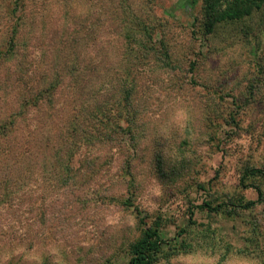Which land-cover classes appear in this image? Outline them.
I'll return each instance as SVG.
<instances>
[{"label":"rangeland","instance_id":"rangeland-1","mask_svg":"<svg viewBox=\"0 0 264 264\" xmlns=\"http://www.w3.org/2000/svg\"><path fill=\"white\" fill-rule=\"evenodd\" d=\"M14 4L0 0V54L7 55V38L17 30L22 65L16 69V58L0 60V121L15 111L21 93H34L40 80L52 79L58 69L53 66L56 46L86 17L98 26L92 39L104 60L101 74L112 69L123 74L129 65L121 49L124 20L154 28L149 32L158 59L150 53L152 70L137 74L149 90L141 97L143 112L134 133L116 131L121 144L90 149L75 164L97 159L99 170L90 179L78 176L65 187L51 178L44 147L53 142L42 146V135L52 137L61 129L64 135L82 100L104 97L110 86L101 87L100 77L86 84L95 93L82 94L78 103L65 93L64 106L57 103L53 117L31 109L9 126L8 139L0 137V264H128L129 245L140 229L133 208L122 204L127 198L149 221L162 219L166 239L187 229V239L199 245L195 253L157 264H264V201L234 218L196 209L206 200L258 198L239 179L246 166L264 169V12L217 28L204 43L193 33L200 6L190 10L186 0H23L18 9ZM161 40L172 67H161ZM134 51L145 56L143 48ZM192 61L197 63L194 78ZM128 160L131 177L117 181ZM257 183L264 192V178Z\"/></svg>","mask_w":264,"mask_h":264},{"label":"trees","instance_id":"trees-1","mask_svg":"<svg viewBox=\"0 0 264 264\" xmlns=\"http://www.w3.org/2000/svg\"><path fill=\"white\" fill-rule=\"evenodd\" d=\"M22 1L15 0V9L19 8ZM186 2L189 4L190 10H195L200 6L198 15L194 17L193 33L198 35L197 39H202L204 43L217 28L243 21L245 18L252 17L255 12H264V0H186ZM79 24V28L71 29L68 37H66L64 32L66 30L70 31L69 26L68 29L63 31L64 37L59 41V45L56 46L57 53L55 57L53 56V66L57 63L58 69L53 73L52 79L43 84L40 80L39 87L35 89L34 93H21L18 101H15V105L17 106L15 107V111L7 119L4 118L0 121V137L8 139V136L11 134L9 126L14 125V123L16 124L18 120H24L29 110L34 109L38 112H45L46 118L50 114L53 117L56 104L64 106L62 101L65 100L64 98L67 93L69 96L71 94L75 96L76 100L73 99V102H77L78 97L82 98V94L89 95V92L95 93V87L93 89L86 88V84H90L93 76L100 77L101 87L110 86L109 89L104 88L105 92L103 94L105 98L101 97L100 100L98 98L86 101L82 100L76 113H68L69 115L71 114L70 116H73L74 120L70 119L72 121L64 135L61 132L62 129L60 132L55 131L51 135L52 137L42 135V137L45 136L42 139V146L48 140H52L53 142L52 145L44 147V149L48 150L44 156V161L49 160V170L52 172H49L50 177L54 180L57 179V182L61 179V185L65 187L78 176H81L82 179H90L99 170L100 165L98 167L99 163H97V159L88 160L86 158L84 163L82 161V166L76 167L75 164L81 155L87 156L86 154H89L90 149L98 148V146L106 145L112 147L121 144L120 141L118 142L120 135H114L118 130H123L126 133L130 132L131 134L134 133L133 128H135L134 126H138L141 113L143 112L141 97H145L144 94L148 93L147 91L149 90L147 84L144 86L142 85L143 83L141 84L137 74L138 72H143L145 68H148L150 71L152 70L149 64L151 62L150 53L155 52V59H158V50L155 51V47L151 46L153 39L151 32H149V28H154L152 26L148 28L144 23L129 25L124 20V25L121 27L120 32L125 41L123 40L121 49L123 50L122 57L126 56V58L130 59L129 65L125 63L123 74L114 72V69L110 70L112 73L103 72L101 74L98 68L102 67L104 60L99 56L97 40L92 39V34L96 32L95 29L98 26L90 24L87 17L84 23ZM119 25H122L121 21H119ZM135 29H138L139 33ZM17 32V30H12L11 36L7 38L6 44L8 50L5 51L7 55L0 54V60L4 56L12 60L16 58L18 60L16 69H20L22 62L21 56L17 51V38H19L17 37ZM57 33L58 31L55 34L57 35ZM143 34L146 37L143 36L142 38ZM56 35L54 38L55 43ZM138 36L142 40H138ZM119 37L121 36L119 35ZM72 39L73 41H70ZM90 42L92 45H90ZM160 43L162 45L158 54L162 62V69L172 67L173 63L168 46L162 40ZM91 46L94 54H98L96 57H93L91 49H89ZM135 47L143 48L145 56L135 55L137 54L134 51ZM133 55L134 57H132ZM121 58L116 61L115 69H117ZM196 66V61L190 63L189 68L192 78H194ZM25 71L26 68L23 71L26 76L27 73ZM19 72L16 71L15 74L19 76ZM110 73L111 75H109ZM63 78L67 79L68 85L65 84V81L63 82ZM83 90H86L85 93H82L84 92ZM44 101L47 103L46 105H43ZM110 116H113V119ZM44 118L43 114L42 126ZM235 121L236 119L233 117L232 122ZM60 123H53V128L56 125H60ZM31 134L38 136L40 132ZM55 135L59 138L58 141L55 139ZM10 151H13V149L10 148ZM125 163L124 171L121 169L120 174L115 178L117 181L124 177H131L129 160ZM260 178H264V169L246 166L241 171L239 179L240 186L243 189H253L257 193L258 198L256 200H247L243 196L238 198L231 197L216 204L213 201L206 200L202 205H198L196 209L209 213H221L228 218H234L242 211L253 210L264 201V192L260 184L257 183ZM51 182L53 183V181ZM122 204L133 208L136 213L138 228L140 229V236L129 245L128 264H157L161 259L167 260L177 255L198 251L199 245L196 243V239L193 243L192 240L187 239L189 235L187 229H181L176 239H166L163 233L164 224L162 219L154 222L149 221V215L136 207L131 198L125 199ZM189 212V224L191 225L190 227L194 228L193 231H195V228L198 226L194 220L195 212L193 210ZM206 233H210V229L206 230L205 233L202 231V238H207ZM194 235L196 234L194 233ZM213 242L215 241H209L207 244ZM202 246L204 248V245L200 247ZM41 264L52 263L45 260L43 263L41 261Z\"/></svg>","mask_w":264,"mask_h":264}]
</instances>
